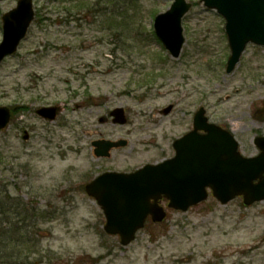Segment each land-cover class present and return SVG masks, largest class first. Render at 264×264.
<instances>
[{"label": "rangeland", "instance_id": "1", "mask_svg": "<svg viewBox=\"0 0 264 264\" xmlns=\"http://www.w3.org/2000/svg\"><path fill=\"white\" fill-rule=\"evenodd\" d=\"M16 1L0 0V40ZM172 1L33 0L26 36L0 63V106L20 110L0 132V264H264V200L168 209L123 246L84 190L104 171L169 158L199 107L233 131L244 155L264 135V49L248 44L226 74L223 17L185 0L173 58L153 28ZM42 106L57 107L55 119L39 117ZM115 108L126 123L111 121ZM102 139L127 143L97 157L92 142Z\"/></svg>", "mask_w": 264, "mask_h": 264}, {"label": "water", "instance_id": "2", "mask_svg": "<svg viewBox=\"0 0 264 264\" xmlns=\"http://www.w3.org/2000/svg\"><path fill=\"white\" fill-rule=\"evenodd\" d=\"M225 18V32L230 47L226 73H231L239 62L248 43L264 47V0H202ZM33 0H18L16 7L2 16L0 63L17 50L34 17ZM191 4L173 0L169 9L154 19L158 39L172 57L180 55L184 37L181 19ZM264 102V101H263ZM171 105L163 109L165 114ZM38 113L49 119L56 114L55 107H43ZM114 123L126 121L124 111L111 112ZM10 120V110L0 106V130ZM198 130L207 133L200 135ZM23 139H28L25 131ZM125 140L95 141L97 156H108L112 148L122 147ZM255 144L261 152L253 157L241 155L229 131L209 123L205 110L199 108L193 117V129L176 141L174 158L157 164H146L134 173L105 172L86 184V192L94 196L102 207L108 234H119L122 245L130 243L135 232L142 227L145 217L151 214L161 221L165 212L150 200L162 194L170 200L169 207L187 210L189 206L207 197L206 187L223 204L241 195L249 205L264 199V136H257Z\"/></svg>", "mask_w": 264, "mask_h": 264}, {"label": "flooded vegetation", "instance_id": "3", "mask_svg": "<svg viewBox=\"0 0 264 264\" xmlns=\"http://www.w3.org/2000/svg\"><path fill=\"white\" fill-rule=\"evenodd\" d=\"M38 109V108H37ZM37 109H36V114L38 113V111H37ZM106 119V118H105ZM111 119V118H110ZM221 126V125H220ZM223 128H225V129H228L226 126H222ZM23 131V130H22ZM185 133V132H184ZM199 133L200 134H204V131H199ZM234 134V133H233ZM234 136H235V139H236V141H237V143H238V147H239V149L241 150V146H240V141H239V139L237 138V136L234 134ZM176 141H177V138H176V140L174 139L173 141H172V155H171V157H174V156H176V153H177V147H176ZM254 148H255V154H257V153H259V149H258V147H257V145L256 144H254ZM242 151V150H241ZM133 171H135V168L134 169H131V170H124L123 172H133ZM208 192H209V197H212L211 196V191L208 189ZM208 197V198H209ZM213 198V197H212ZM150 203L151 204H154L155 202L153 201V200H151L150 201ZM157 204H159V205H161V206H163L165 209L167 208V206H168V204H169V200H167L164 196H162L157 202H156ZM167 210V209H166ZM167 213H168V210H167ZM149 223H152V224H159V223H154L152 220H151V218H150V216H147V218H146V220H145V224H144V226L137 232V235L138 234H140L141 232H143L145 229H147V226H148V224Z\"/></svg>", "mask_w": 264, "mask_h": 264}, {"label": "trees", "instance_id": "4", "mask_svg": "<svg viewBox=\"0 0 264 264\" xmlns=\"http://www.w3.org/2000/svg\"><path fill=\"white\" fill-rule=\"evenodd\" d=\"M91 6H93V3L91 4ZM18 110H17V108H14L13 110H12V113L14 114L15 112H17Z\"/></svg>", "mask_w": 264, "mask_h": 264}]
</instances>
